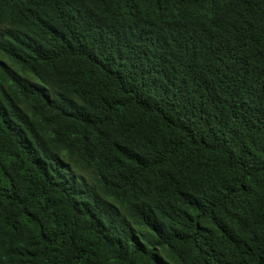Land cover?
<instances>
[{
    "label": "trees",
    "instance_id": "trees-1",
    "mask_svg": "<svg viewBox=\"0 0 264 264\" xmlns=\"http://www.w3.org/2000/svg\"><path fill=\"white\" fill-rule=\"evenodd\" d=\"M0 264H264V0H0Z\"/></svg>",
    "mask_w": 264,
    "mask_h": 264
},
{
    "label": "rangeland",
    "instance_id": "rangeland-1",
    "mask_svg": "<svg viewBox=\"0 0 264 264\" xmlns=\"http://www.w3.org/2000/svg\"><path fill=\"white\" fill-rule=\"evenodd\" d=\"M43 92H46L49 96L53 97V93L50 90H44L42 89Z\"/></svg>",
    "mask_w": 264,
    "mask_h": 264
}]
</instances>
